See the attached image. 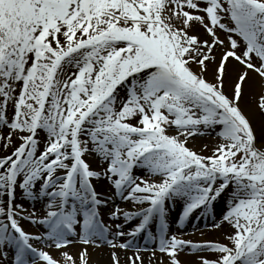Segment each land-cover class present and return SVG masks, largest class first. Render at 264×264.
I'll list each match as a JSON object with an SVG mask.
<instances>
[{
	"label": "snow or ice",
	"instance_id": "6c2138e0",
	"mask_svg": "<svg viewBox=\"0 0 264 264\" xmlns=\"http://www.w3.org/2000/svg\"><path fill=\"white\" fill-rule=\"evenodd\" d=\"M217 126L210 155L188 145ZM0 150V264H89L88 245L128 249L117 238L154 224L152 255L170 264L186 247L216 254L199 264H264V0H0ZM177 203L181 226L219 215L224 240L169 234ZM105 217L138 222L125 233ZM70 237L84 245L75 256ZM129 264H144L139 250Z\"/></svg>",
	"mask_w": 264,
	"mask_h": 264
},
{
	"label": "bare ground",
	"instance_id": "6f19581e",
	"mask_svg": "<svg viewBox=\"0 0 264 264\" xmlns=\"http://www.w3.org/2000/svg\"><path fill=\"white\" fill-rule=\"evenodd\" d=\"M246 99H247V97H246ZM254 126L257 128V133L259 134V132H260V117H257ZM5 131H7V129H5ZM214 139H215L214 137H201V138H196L193 140L194 141H200L201 143L217 142L216 139L215 140ZM13 142H14V144H18L19 140L14 137ZM11 150L12 149L9 148L8 152H11ZM0 154H3L2 150H0ZM89 159H95V158L89 157ZM134 174L138 177L143 176L144 178L149 179V180L157 179V177L155 175L151 174L146 168L141 167L139 165L134 169ZM98 189L102 191V194L110 195V193L108 192L104 183H99ZM17 203H22L24 205V208L29 212L33 211V209H34L37 216L46 210L44 199L32 200L30 198H25V197L20 196L18 194ZM112 203L118 204L121 208H123L124 210H128V211H132V209L139 206V205H134L130 201L121 200L119 196L113 197ZM225 203H226V199L221 198L214 203V208L218 209L219 207L224 206ZM179 205H181V204L177 203L173 207V209L169 211V217H170L172 222L178 221V218L180 215V210L178 208ZM107 208H108V206H104L102 208V213L106 212ZM213 217L216 218L215 222H219V215L213 214ZM105 220L107 223L112 224L113 227L115 224H121L122 228H125V225L135 224L138 222V218H135L131 222L130 221L125 222L123 217H120L119 219H116V220H109L107 217H105ZM187 222H189V219L187 220ZM204 222L199 223L197 225H194L193 223L192 224L194 226H198V228H200L202 226V224H204ZM192 224L188 225L187 223H185L181 226L178 223V230L175 229L172 225H170V233L171 232L177 233V232H179V230L180 231L187 230V231L191 232L190 236L189 237L184 236V237L186 239H189V240H192L195 242L217 241V240L223 241L224 240L225 229H223V228L217 229V228H213L210 225H208V227L205 229H199L198 231H193L194 227ZM22 225L25 227L26 230H28L30 232H31V230H32V232L35 230V232H38V234L44 233L45 231H47V228H45L44 225H41L39 223H32V222L24 223V222H22ZM70 239H73L75 242L70 244L69 246H67V248L63 249V251H68L69 253H71L72 255L75 256L76 253L84 247V245H82L78 241V239L75 237H70ZM120 241L121 240H119V242ZM44 243L47 244L43 247L45 250H48L55 258L61 259L60 252L62 250H57L55 248L51 249L50 247H48L47 241H45ZM155 246H156L155 242H152L150 244L146 243V244H142V245H137L136 249H134V247H131L128 249H122V248L111 249V248L106 247L105 243H102L99 247H96L95 245H88L87 247L89 248V252H90L89 264H112V259H111V255H110V253L112 251H115L118 254L119 259H120V264H129V257L133 256V254L137 252V248H139L138 249L139 253L143 257L144 264H161V258L163 260V264H170L168 257L164 253H161L157 250L155 252V255L154 256L152 255V251L155 249ZM141 247L143 248L142 250H141ZM192 250H195V249H192ZM197 251H199V252H193L191 250H188L187 248H185V250L181 251L179 253V259L181 260L182 264H199V257L200 256H206V257L209 256V258H212L211 256H212L213 252H210L207 250H204V251L197 250ZM37 264H40V263L38 262Z\"/></svg>",
	"mask_w": 264,
	"mask_h": 264
},
{
	"label": "rangeland",
	"instance_id": "374dc122",
	"mask_svg": "<svg viewBox=\"0 0 264 264\" xmlns=\"http://www.w3.org/2000/svg\"><path fill=\"white\" fill-rule=\"evenodd\" d=\"M215 130H213L212 132H210V134L208 135V137H214L215 139H216V141L217 142H212V143H201L200 141H194V140H191L192 138H194V137H191L189 140H188V145L190 146V147H192L193 149H195L196 151H198V152H203V154H205V155H210L211 154V151H212V149L214 148V147H216L217 146V144L218 143H220V142H222V140H221V138L219 137V135H218V132H219V127L218 128H214ZM214 139V140H215ZM205 145L207 146V147H205ZM0 155H2V154H0ZM29 212V211H28ZM45 213H42V214H40V215H44ZM190 233L191 232H186V233H184V232H182V233H179V234H177L178 236H180V237H182L183 239H184V236H187V237H189L190 236ZM158 244V243H157ZM188 250H191V249H189V248H187ZM207 257H209V256H207ZM212 258H214L215 257V253H213L212 254V256H211Z\"/></svg>",
	"mask_w": 264,
	"mask_h": 264
}]
</instances>
